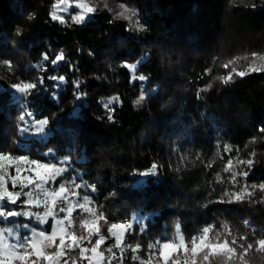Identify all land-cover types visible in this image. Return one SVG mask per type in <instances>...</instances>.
Masks as SVG:
<instances>
[{
	"label": "trees",
	"instance_id": "16d2710c",
	"mask_svg": "<svg viewBox=\"0 0 264 264\" xmlns=\"http://www.w3.org/2000/svg\"><path fill=\"white\" fill-rule=\"evenodd\" d=\"M85 1L97 9L90 18L73 23L68 17L60 24L50 18L58 0H0V61L13 64L8 69L0 63V154L45 163V152L53 150L57 164L69 160L68 174L56 186L73 177L81 185L95 184L89 195L110 223L141 214L150 217L149 230L175 231L179 225L186 240L205 226L220 230L224 224L249 242L264 238V203L215 202L224 190L264 181V72L234 75L227 85L212 82L231 71L220 65L233 57L264 54V0H113L135 9L142 31L113 19L103 3ZM60 52L66 61L55 69L43 61L44 54L51 59ZM247 63L236 67L244 70ZM125 64H136L135 74L148 80L133 81ZM21 80L39 86L26 107L35 120H49L43 135L18 131L25 104L12 86ZM76 81L86 93L80 101L73 95ZM142 92L145 99L137 105ZM112 97L119 100L109 111L105 105ZM249 158L251 170L239 163ZM229 160L234 171H249L247 180L229 182L230 173L223 172ZM153 163L160 166L158 175L142 179L139 173ZM216 173L223 184L215 182ZM16 190L28 191L19 185ZM261 195L257 191L252 199ZM114 243L108 240L105 248ZM124 245H131L129 239ZM124 245L114 249L112 264L131 262L134 252ZM245 260L264 264V253L254 248Z\"/></svg>",
	"mask_w": 264,
	"mask_h": 264
},
{
	"label": "snow or ice",
	"instance_id": "6c2138e0",
	"mask_svg": "<svg viewBox=\"0 0 264 264\" xmlns=\"http://www.w3.org/2000/svg\"><path fill=\"white\" fill-rule=\"evenodd\" d=\"M67 0H58V3L54 4L53 11L50 13V18L53 21H58L60 24H66L64 17L58 13L60 11L67 12L68 8H61V5H65ZM253 8L255 4L251 5ZM75 7L80 9L75 15L71 16L73 23H84L86 18H90V14H93L97 9L89 4L79 0ZM107 7V5H104ZM119 11L113 13V19L121 18L129 21L130 28L133 24V18L137 17L135 9L127 7L123 3L119 5ZM111 11V10H110ZM112 23V20L109 21ZM135 27L137 31L143 30V25L139 19H135ZM43 61L50 63L53 68L60 63L65 62L66 57L63 52L56 54L54 58H51L44 54ZM238 61H247V66L244 70H238L236 67ZM257 61L264 62V54L252 52L243 56H235L227 62L220 65L224 69H229L226 75H220L216 77L221 83L227 85L234 82V75L243 78L252 73L264 72V63H257ZM8 69L13 68L11 61H0ZM129 68L133 73L132 80L146 82L148 77L141 74L136 75L137 65H124ZM43 69L44 65H38ZM210 72L211 69H208ZM44 77H39V86H43ZM48 80L57 82H66L64 76L49 75ZM37 83L25 82L21 80L19 83L14 84L12 87L15 92L19 93L21 99L25 104V110L21 112L19 116L18 131L21 135L25 134H45L46 126L49 124L47 118L41 120H35L33 113L27 110V98L39 90ZM212 87L209 83L205 88L199 89L197 92V98L200 97V92L207 91ZM75 91L73 93L75 101H80L86 93L80 90V82L74 83ZM145 99L143 92L140 97L135 101L138 105ZM119 97H112L105 105L109 111H114L110 106L114 101H118ZM26 117L29 119L26 120ZM109 121L113 120L112 115H108ZM260 131L264 133V128ZM253 143L255 138H253ZM224 150L227 152L230 150V146L225 145ZM46 155H51V150ZM256 155L253 150L250 153V157ZM8 164H15V175L12 176V188L15 189L18 186L22 189H28L30 186H35L40 193H43L44 199L40 201L34 198L33 192H26L25 195L29 197L27 205L32 206L35 204L39 208L43 203L44 210L41 215L40 212H20L14 209L4 210L5 202L10 205H17L20 201V193L16 191H9L6 185V175L0 174V218L9 220L10 218H20L27 216L30 219L35 218L38 223V227H30L29 223H24L22 228L25 230L23 233L17 232L13 235L14 229L8 228L6 230H0V264H12V261H20L21 264H80L81 261L87 260L88 264H104L107 259V264H112V259L116 258L114 249H120L124 245V234L132 233L136 227H139V231H145V225L142 221L137 220L133 223L128 222H109L105 213L99 209V206L94 205L93 198L89 195V192L95 193V184L77 183V179L73 177L70 182V186L61 182L58 185V190L53 189L49 191L44 185L54 184L57 177H61L66 171L64 167H57L52 163H42L37 159H30L27 155L12 154H0V173L4 172V168ZM62 163H67L63 161ZM240 164H243L247 169L251 170L254 160L252 158L246 160H240ZM21 165L32 166L31 171L29 169H22ZM159 165L153 163L147 171L139 173L140 176L148 177L158 175ZM211 167V165H208ZM234 166L231 160L224 166L223 172L230 173L229 182L235 186L239 183L237 177H243L247 180L249 171H234ZM22 171H29V175L22 176ZM32 171L35 172V177L32 176ZM215 182L223 184L225 181L221 178L220 173H216ZM211 183V182H210ZM86 189L83 194L79 191L81 188ZM214 190V189H213ZM259 191L262 195L258 201L252 198ZM211 195V193H209ZM70 197H80L79 202H74ZM247 199L250 203H264V181L252 184H242L237 191L224 190L220 200L216 203H235L242 202ZM211 202V201H210ZM23 203V202H22ZM79 209L81 212L87 215V218L80 219L78 228L80 232L78 234L76 230V217L73 216L74 209ZM61 213L63 216L57 218V214ZM49 218H52V223H49ZM145 219H147L145 217ZM103 222V224L101 223ZM247 224V222H245ZM107 224L106 233L102 232V227ZM7 231L8 236L12 238V242H9L4 232ZM253 231H255L253 229ZM231 237V239H229ZM114 238L115 243L102 249V246L110 239ZM87 245V246H85ZM128 247L132 252H138L140 245H124ZM255 248L256 252L264 253V238H258L254 242H249L247 235L235 236L233 232L227 227L226 224L221 225L220 230H216L215 226H205L202 230L191 237L190 240H186L185 236L181 233L179 225L176 226L175 240H157L148 245L150 250L149 257L141 260L139 256H133V260H139L140 264H181L179 257L170 256L169 250H173L175 253H183V264H247L245 257L250 251ZM240 249V251H238ZM152 250H156L153 252ZM105 252L109 254L105 257ZM73 253L76 255L73 256ZM158 253V254H157ZM123 254L121 253V256Z\"/></svg>",
	"mask_w": 264,
	"mask_h": 264
},
{
	"label": "rangeland",
	"instance_id": "374dc122",
	"mask_svg": "<svg viewBox=\"0 0 264 264\" xmlns=\"http://www.w3.org/2000/svg\"><path fill=\"white\" fill-rule=\"evenodd\" d=\"M96 1H98V3L101 2L104 5H107V7H104V5H102V6L104 7L105 10H107L111 14H113L114 12H118L120 10L119 9L120 3L115 4V2L113 0H96ZM78 2H79V0H67V3L65 5H61V8L67 7L68 11L67 12L60 11L58 14L60 16L64 17V19H66L68 17H71L72 15H75L77 12L80 11V9H77L75 7L76 3H78ZM83 2L86 3V4H89L90 6H93L89 1L83 0ZM86 19H88V18H86ZM125 21H127V20H125ZM127 22L129 23V21H127ZM134 22H135V17L133 18V25H135ZM257 63H264V62L257 61ZM224 72H225V69H224ZM226 74H227V72H225L224 75H226ZM220 75H222V71H221L220 74H218V75H216L214 77L212 82L219 83L220 81L218 79H216V77H218ZM49 151L50 150L46 151L45 153L47 154V153H49ZM46 154H45V156H47L49 159L45 163H52V164H55L57 167H64L66 169V171L62 174L61 177H63L64 175L68 174V168H67V166L65 164L69 163V160H62L60 163H62L63 161H66L67 163L57 164V161H55V158H54L55 157V152L53 150H51V155H46ZM5 163L8 164V162H5ZM42 163H44V162H42ZM15 167H16L15 164H8V166H6L4 168V172L0 173V174H5L6 175L7 179H6L5 187L9 191H14L15 189H17V187L14 190H12L10 188L12 186L11 178H12V176L15 175ZM21 168L22 169H29V171H31L32 166L21 165ZM29 171H22L21 175L22 176H27V175H29ZM32 176L35 177V172L34 171H32ZM58 178L59 177H57L55 179V183L54 184H47V185H44V187L47 188L49 191L53 190L54 188L58 190V187L56 186V181H57ZM144 178L145 177L142 176V179H144ZM77 183H79V182H77ZM18 185H19V183H18ZM68 185L70 186V183ZM29 191L33 192L35 199H39L40 201H43V199H44L43 193H40L35 186H30L28 188L27 192H29ZM79 191H81V194H83L81 189ZM16 192H19V190H16ZM20 197H21V199H20V201H18L20 203L17 202V205H15V206L9 204L7 206V209H5V210L14 209V210L20 211V212H40L41 215L43 214V210H44L43 203L40 204L39 208H37L35 206V204H33L32 206H28L26 202L29 199V197L26 196L25 193H21ZM70 199H72L74 202H79L80 197H70ZM62 216H63V214H61V213L57 214V218H61ZM73 216L77 218L76 221H75V224H76V230H77V232L79 234L80 229L78 228V225H79L80 219L87 218V215L85 213L81 212L77 208V209H74ZM145 217L147 219H145ZM49 220H52V218H49ZM137 220L142 221L143 225L146 226L145 227V231H143V232L139 231V227L137 226L134 232L125 233L124 234V244L129 239L131 245L135 246L136 244H139L141 246L139 250H142V251H138V252L133 253V256H135L137 253H139L141 260H143L145 254L147 252L148 253H147L146 257L147 258L149 257V254H150V250L148 249V245L149 244H152V243H154L157 240H161V241H164V240L173 241V240H175V231L166 230L164 232L157 233V232H154L153 230H149L148 222L151 221V220H150V217L148 215H144L143 216L141 214H136L135 216H132L131 219L129 221H127V222L128 223H133V222H135ZM24 223H29L30 227H38V223H37V221L35 220L34 217L30 219L29 217L24 216V217H20V218H10L9 220H4L3 218H0V230H6L8 228H12V229H14L13 235H16L17 232L23 233L25 231L22 228V225ZM101 223L103 224V222H101ZM107 227H108V225L104 224L103 227H102V232L106 233ZM168 229H170V227ZM4 234H5L6 238H8L9 242H12V238L8 236L7 231H5ZM128 234H129V236H128ZM109 240H114V238H110ZM85 246H87V245H85ZM103 248H105V245L102 246V249ZM152 251L155 252L156 250H152ZM75 255L76 254L73 253V256H75ZM139 255L137 254L136 256H139ZM169 255L170 256L174 255V258L175 257H179L180 259H181V257H183V253L182 252L173 254V250H169ZM105 257H107V252H105ZM81 262H82V264H88L87 260H84V261H81ZM12 264H21V262L20 261H12ZM104 264H107V259L104 261ZM122 264H125V262H122ZM129 264H133L132 263V257H131V262ZM154 264H155V262H154Z\"/></svg>",
	"mask_w": 264,
	"mask_h": 264
}]
</instances>
